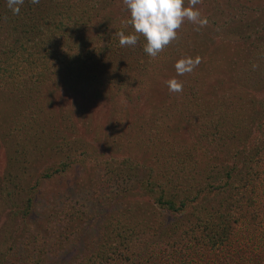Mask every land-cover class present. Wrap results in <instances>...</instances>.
Listing matches in <instances>:
<instances>
[{
	"label": "trees",
	"instance_id": "1",
	"mask_svg": "<svg viewBox=\"0 0 264 264\" xmlns=\"http://www.w3.org/2000/svg\"><path fill=\"white\" fill-rule=\"evenodd\" d=\"M102 1L24 0L14 14L7 0H0V88L16 96L11 125L0 124L6 158L0 200L23 222L36 207L41 184L75 168L92 167L95 173L85 189L95 207L86 202L62 205L53 213V233L44 239L33 233L22 236L0 255V264H44L46 256L54 258L66 242L68 250L75 243L81 249L60 264H264V23L256 21L250 28L238 22L232 31L240 32L241 49L229 66L240 69L234 68L224 84L217 80L219 86L207 101L198 92L201 85L213 90L202 84L206 75L194 76L188 87L198 101L193 104L195 98L181 92L177 105L166 109L169 116L156 120L154 132L145 129L147 158L140 163L115 150L94 149L85 140V123L77 119L87 118L102 90L139 96L136 93L145 88L141 81L172 60L176 41L156 57L144 52L143 36L134 46L121 47L117 33H132L131 25L111 19ZM206 51H199L202 58ZM198 60L199 67L206 66L207 61ZM231 82L246 95L233 94ZM223 85L227 92L225 88L221 96ZM59 90L71 98L79 92L87 99L85 111L61 113L56 137L62 157L29 181L27 165L42 153L56 128L40 103ZM233 98L239 104L237 117ZM179 111L184 126H190L189 144L173 129L164 136L161 131ZM251 128L257 135L248 139ZM138 194L147 198L146 204H126ZM147 204L154 221L141 213ZM164 217L170 222L164 224Z\"/></svg>",
	"mask_w": 264,
	"mask_h": 264
},
{
	"label": "rangeland",
	"instance_id": "2",
	"mask_svg": "<svg viewBox=\"0 0 264 264\" xmlns=\"http://www.w3.org/2000/svg\"><path fill=\"white\" fill-rule=\"evenodd\" d=\"M99 4H102L103 7L105 6V12H108L111 19L119 23L121 22L124 25L127 24L129 12L122 0H103ZM184 6H188V0H184ZM195 7L200 11L201 17L207 19V24L200 26L188 20L183 21L177 30L172 60L161 63L159 69H157L152 77L141 81V84L145 82V88L136 93H139V96L136 97L134 93L130 95L127 93L114 94L112 91L102 90L95 95L97 100L100 94L98 101L94 103V108L89 109L90 113L88 116L86 114L87 118L77 119L79 124L85 123L88 130L85 140L92 143L94 149L115 150L116 152H120L118 156L124 157L130 155L141 161L140 163H143L142 161L147 158L145 145L149 138L146 136L145 131L149 130L154 132L156 120L159 122L162 117L165 118L166 114L169 116V113H165L166 109H171L177 105L176 102H178V96L181 92L187 93L192 99L195 98L192 95L194 91L189 90L188 87V84L193 82L192 79L194 76L199 79L200 75H206L202 84L206 83L205 85L208 89H213L219 86L217 80H221L220 82L224 84L225 80L228 81L226 76L230 75L231 71H234V68H239L238 65L236 67L231 66V68L229 66L230 60H233L237 52L241 49L239 48L241 46L239 38L240 32L237 33L234 30L232 31V29L238 25V22L249 23L248 26L250 28L251 26L257 25L256 21L264 23V20L261 18L264 16V0H200ZM251 7H254V9H251ZM221 26H226L227 29H221ZM250 34L253 33L250 31ZM251 37L254 38L253 35ZM205 42L206 44H204ZM201 48L207 49L203 58L200 56L201 53H199ZM183 58H200L201 61H207V63L205 67L196 65L192 72L185 73L183 76H177L174 64ZM245 62L246 60L241 64H245ZM147 69L150 70V68ZM173 78L179 82L182 81V78L186 79L184 80L185 83H181L182 91L179 93L168 90L167 82ZM230 87L232 88L233 94L237 95L238 93L240 97L246 95L245 92L247 91L238 92L240 89H235L236 87L232 85V82L230 83ZM220 88L222 89L221 91L219 90V94L223 96L225 88L227 92V85L220 86ZM198 92L207 101L211 94L213 96L214 89L210 93L207 92L204 85H201ZM78 94L79 92L74 93L75 97L71 98L72 95H67L66 91L59 90L52 93L47 99H38L39 103L41 100L43 101L40 103L44 105L42 106V110L45 114L47 113L49 115V117L47 116L48 119H46L51 122L53 127H56L55 133L52 135L53 138L55 137V141H53V138L50 139L51 141L48 144L41 147L42 153L34 157L27 165L26 175L29 181L34 176V173H39L42 169L62 157L59 152L61 150L60 145H58L59 139L56 137L62 128L58 124V121L61 113L64 111L75 116L74 108H78V110L84 109L87 104V99L79 97ZM251 94L253 96L259 95L255 91H251ZM13 97L16 98L14 94H7V92L0 88V124L6 125V127L11 122L10 118H13V106L15 105L12 99ZM26 97L23 98L26 99ZM196 97H200V95ZM20 99L23 105L22 96H20ZM197 101L198 99L195 98L192 102L196 104ZM231 102L236 105L234 108L236 110L234 117H237V111L240 112L239 104L237 105L238 100L233 98ZM18 110L14 114L16 118L19 116ZM80 112L82 113V111ZM181 112L179 111L180 115L175 113L174 116L169 117L166 120L168 122L166 128L161 131L164 136L165 133L173 132L171 131L173 129L178 139L189 144L193 141V137L192 133L190 134V126H184L186 122L183 119H179V116L183 114ZM82 115L85 116L84 113ZM168 125L172 127L169 129ZM177 131L178 134H176ZM162 134H160V138L163 137ZM256 135V129L251 128L248 135L245 136L250 139L251 136L255 138ZM152 137L158 136L153 134ZM206 149L211 150L210 147H206ZM145 165H148L147 161ZM5 169L6 158L4 150L2 149V142H0V178L4 177ZM93 174L95 173L92 167L75 168L63 177H56L51 181L41 184L36 196V207L28 219L23 222L19 217L14 218L12 213L15 212V209L13 207L3 204L2 200H0V255L6 254L9 248H12L10 246L15 244L16 241L21 240L22 236L26 238L29 234L33 233L44 239L46 233H53L52 225L54 224L53 217H55L53 213L55 214L56 211H59L62 205L69 204L70 206H74L77 205V202H86V204L91 206L93 204L91 200L92 194L88 195V191L85 189H87V181ZM83 187L85 191H82ZM146 199L144 196L138 194L133 199L130 197L126 204L131 207H137L139 204H146ZM22 205L23 202L20 203V206ZM105 209L107 211L110 210V205L106 206ZM147 209L141 211V213L149 220L152 217V221H154L155 216L151 213L152 211L150 212L151 204L150 207L147 204ZM133 211L140 212L137 210ZM164 218V224H167L171 220L170 217ZM156 222H159V219ZM65 244L63 249L55 254L54 258L52 255L46 256L44 264H60L66 259H72L77 256V253L81 249V244L77 246V243H75L76 245H73L69 250L68 246L71 245L68 242ZM66 250L68 251L66 252Z\"/></svg>",
	"mask_w": 264,
	"mask_h": 264
},
{
	"label": "clouds",
	"instance_id": "3",
	"mask_svg": "<svg viewBox=\"0 0 264 264\" xmlns=\"http://www.w3.org/2000/svg\"><path fill=\"white\" fill-rule=\"evenodd\" d=\"M24 0H7V7L18 14L20 5ZM129 12L128 24L132 27V33H117L119 45L134 46L139 36H143L144 52L150 57H156L171 41L176 39L177 30L184 20L203 26L207 19L202 18L200 11L195 7L200 0H188V6H184V0H122ZM32 4H38L39 0H31ZM199 63L198 58H183L174 64L177 76L193 71ZM170 92L182 91V84L176 79L167 82Z\"/></svg>",
	"mask_w": 264,
	"mask_h": 264
}]
</instances>
